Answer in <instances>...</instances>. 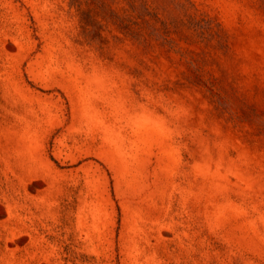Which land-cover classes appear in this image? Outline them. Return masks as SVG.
Instances as JSON below:
<instances>
[{
	"label": "rangeland",
	"instance_id": "1",
	"mask_svg": "<svg viewBox=\"0 0 264 264\" xmlns=\"http://www.w3.org/2000/svg\"><path fill=\"white\" fill-rule=\"evenodd\" d=\"M0 264H264V0H0Z\"/></svg>",
	"mask_w": 264,
	"mask_h": 264
}]
</instances>
